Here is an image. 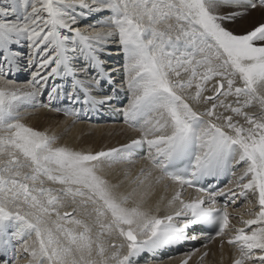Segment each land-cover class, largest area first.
<instances>
[{"label":"snow or ice","instance_id":"snow-or-ice-1","mask_svg":"<svg viewBox=\"0 0 264 264\" xmlns=\"http://www.w3.org/2000/svg\"><path fill=\"white\" fill-rule=\"evenodd\" d=\"M236 8H264V0H0V252L22 251L29 264H138L142 254L197 240L189 236L193 226L210 225L209 241L226 237L221 247L236 248L232 264H264V22L235 34L225 22L243 14ZM105 12L90 33L77 26ZM21 40L35 69L34 91L25 93L6 79ZM110 43L124 56L130 100L123 115L139 139L76 151L21 122L17 102L57 78H71L69 99L83 90L85 105L110 100L92 95L110 79L102 60ZM64 91L53 85L49 97ZM145 148L150 168L140 170L131 192L118 193L101 173L134 164ZM237 165L244 166L239 192L197 187L201 196L182 198L185 187L235 176ZM164 181L180 186L165 205L170 212L146 208V191L134 198L137 188ZM237 196L254 200L256 209L238 228L227 211ZM190 259L186 254L181 264Z\"/></svg>","mask_w":264,"mask_h":264},{"label":"bare ground","instance_id":"bare-ground-1","mask_svg":"<svg viewBox=\"0 0 264 264\" xmlns=\"http://www.w3.org/2000/svg\"><path fill=\"white\" fill-rule=\"evenodd\" d=\"M9 0H3V3H8ZM245 9H233L237 13L244 11ZM79 11V10H77ZM109 13H94L92 15L80 18V22L77 25L82 31L88 33L91 32V26L99 27L100 24L105 21ZM89 17L90 22L85 24L82 21L87 20ZM259 22H264V8L258 9H248L245 15H238L236 20L232 24H227L225 22V27L228 28L235 34H243ZM240 28L242 32L236 31L233 26ZM27 42L21 40L17 45L12 46V51L19 53L18 58L13 64L12 71L6 77V79L12 81L10 85L13 89H19L20 93L34 91L30 81L32 80V72L35 70L34 67L30 66L28 63L29 49L27 48ZM25 60V62H24ZM104 62L105 70L110 74V79H105L101 81L100 85L97 86L92 95L96 99H103L105 97H110V100L106 101L102 105H95L98 110L109 111L107 117L110 119V115L117 116L116 121L103 120V122L90 121L87 118H81L78 114V110L81 108L82 111L85 110L83 105V90L77 91L74 95V101L68 98V94L72 91L71 89V78L60 79L49 81V87L41 92H37L34 97L29 99H23L17 102L18 113L21 122L25 125L33 128L34 130L45 132L49 136H55L57 138L58 146H66L76 151L83 152H99L107 151L110 148H119L124 144H129L133 139H139L141 133L125 121L123 115V110L127 108L130 100V92L126 85V74L124 71V56L118 43H110L105 55L102 56ZM27 61V62H26ZM83 62V61H81ZM79 67V65H77ZM27 74L30 78L27 77ZM96 72H92V76H95ZM27 77V78H24ZM83 78V74H81ZM59 84L65 91L57 99H50L49 91L51 86ZM112 84L113 86L111 87ZM3 83L0 82V87H3ZM127 95L129 96L126 100ZM78 99V103L75 101ZM125 101L124 106L116 107L117 102ZM64 101H68L71 104L72 112H76L77 115H69L67 112L60 111L59 108L64 104ZM47 105V107H45ZM249 112H258V108L246 109ZM241 119L242 118H236ZM146 154H137L133 157L135 163L129 165L117 164L111 168L105 167L104 171L101 173L110 183L114 185H119L117 188L118 193H129L132 189L136 188V184L133 183L135 178L139 175L140 170L143 168L146 171L150 168L149 161L143 159V156L147 155V149H144ZM243 165L234 166L233 171L235 176L231 175L227 185H224V189L234 188L235 181L241 175L243 171ZM127 174V175H126ZM157 173H153L155 176ZM142 178V177H141ZM246 182V181H245ZM147 184V182H146ZM165 184L168 185L165 189ZM53 187H59L54 185ZM179 185L172 184L169 181H164L159 185H154L152 188H137V194L134 197L139 199L141 192H147L146 208H150L153 211L157 207L160 208V215L166 214L171 211L165 205L167 201L171 199V196L176 190H179ZM239 192V189H235ZM202 193L185 187L183 189L182 198L186 201L196 199L201 196ZM235 203H230L227 205V211L230 215L231 225L235 227H242L240 219H248L249 211L256 210L255 202L244 196H237L235 198ZM219 207H224V202L219 198ZM71 211V208L67 209ZM63 211V210H62ZM189 236L196 235L197 240H187L179 245H173L170 247H165L157 252L142 254L141 257L137 258L138 264H181V261L185 258L186 254H191V259L189 264H232L233 260L238 257V252L235 247L228 245L226 242L223 247H221V240H226V237H217L211 241L208 240V233L201 231L200 228L194 226L189 230ZM20 248L19 243H17V249ZM178 253L169 256L168 254L176 251ZM207 253L205 256L204 254ZM17 259L15 261H10L8 264H29V257L26 253L18 251ZM157 255H163L161 259L155 258ZM11 258V257H10ZM7 260V259H6ZM6 260L1 261L0 264H6Z\"/></svg>","mask_w":264,"mask_h":264},{"label":"rangeland","instance_id":"rangeland-1","mask_svg":"<svg viewBox=\"0 0 264 264\" xmlns=\"http://www.w3.org/2000/svg\"><path fill=\"white\" fill-rule=\"evenodd\" d=\"M238 9H242V8H238ZM250 10V9H249ZM247 11H248V9H245L244 11H240V12H238V13H243V15H245L246 13H247ZM90 20L91 19H89V17H88V19L87 20H85V21H82V23H85V24H87V23H89L90 22ZM227 24H232V22H226ZM233 26V25H232ZM233 28L236 30V31H238V32H242V30L238 27V28H236V27H234L233 26ZM28 57H25L24 59H27ZM24 62H25V60H24ZM27 62V61H26ZM27 77L28 78H30L31 77V75L29 76V74H27ZM27 77H24V78H27ZM128 98H129V96H128ZM128 98L126 99V100H128ZM14 261V259L12 260V262ZM8 263H10V262H8Z\"/></svg>","mask_w":264,"mask_h":264}]
</instances>
